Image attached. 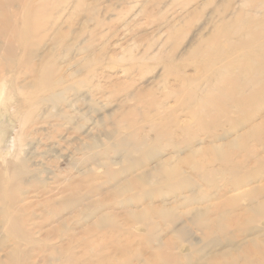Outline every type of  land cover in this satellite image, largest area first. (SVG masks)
<instances>
[{
    "label": "rangeland",
    "instance_id": "obj_1",
    "mask_svg": "<svg viewBox=\"0 0 264 264\" xmlns=\"http://www.w3.org/2000/svg\"><path fill=\"white\" fill-rule=\"evenodd\" d=\"M263 2L34 0L28 20V6L14 2L21 16L11 38L14 58L0 54V67H12L0 73V264L11 256L13 264H161L155 255L167 252L175 264H187L205 238L219 237L221 214L214 208L264 186ZM259 32L263 44L245 39ZM47 64L53 73L43 85ZM182 141H193L192 149L174 155ZM220 141L231 147L228 165L206 153L196 157L201 168L182 166L202 200L187 199L192 192L176 193L178 187L167 190L178 179L143 200V186L123 188L160 158L184 160ZM147 148L165 153L136 166ZM239 159L242 169L232 174L227 169ZM228 174L230 190L216 196ZM255 175L256 182L234 187ZM146 205L183 217L177 224L157 222L156 241L171 240L173 250L147 242L149 229L131 218ZM195 208L211 209L210 226L190 224L188 211ZM103 217L111 225L98 227ZM13 219L22 229L10 228ZM251 219L264 229V218ZM183 226L190 235L176 237Z\"/></svg>",
    "mask_w": 264,
    "mask_h": 264
},
{
    "label": "bare ground",
    "instance_id": "obj_2",
    "mask_svg": "<svg viewBox=\"0 0 264 264\" xmlns=\"http://www.w3.org/2000/svg\"><path fill=\"white\" fill-rule=\"evenodd\" d=\"M16 1L19 2V4H21V5L26 4V5H24L25 7L28 6V8H27L28 11L26 14V17H28V18H25V19L28 20L32 14L34 15V0H8V2L0 0V39L4 40V45L0 49V54H1V57H3L7 61L14 58V48H13L12 43H11V38H15L19 34V31H18L19 29L14 25L15 23H17L19 21V18L21 17L20 13H18V11L15 10V3L14 2H16ZM8 6H10L11 9L13 8L14 10L12 12L7 11L6 7H8ZM240 6L242 7L243 5H240ZM261 7H264V2L261 4ZM242 11H243V9H242ZM256 11H258V10H256ZM254 23H256V21H254ZM10 24H12L11 27H10ZM23 25H24V23H23ZM250 30H252V29H250ZM239 31H240V29H239ZM260 33H263V32H259V34L257 36H252V34H249V35L245 36V39L257 38L259 41V45H261V44H263V42H260V40L262 39ZM242 42L248 43L247 41H244V40H242ZM28 57H29V59L34 58V50L32 48L29 49L27 58ZM228 66L230 67L229 68V70H230L232 68V64L231 63L227 64V67ZM6 67L12 68L9 64H5L4 67H2V68L0 67V73H3L5 71ZM43 68L44 69H42V84L47 85L48 82L51 81L53 68H51V64H47V65L43 66ZM226 69H228V68H226ZM223 70H224V68H223ZM10 71H12V70H10ZM262 90L260 88V91H262ZM254 99H255V97H254ZM251 128H253V127L251 126ZM249 132H251V131H249ZM249 135H250V133H249ZM254 136H255V134H254ZM222 137H223V135L219 136V138H222ZM236 137L234 138L235 140H236ZM224 141L225 140H223L222 142H224ZM222 142L220 141V145L217 144V145L212 146V149H210L209 147L208 148L207 147L206 148L199 147L197 149H193L190 152H188V154H187L188 156L184 160H179V159H177V157L175 158L174 156L168 157L166 159H161L159 156L164 155L163 153H165V152H158L157 150H155L153 148H147L145 151V155L140 157V158H137L134 161V163H136V166H142L145 162H147L146 160H149V159L151 160L155 157H156V159L160 158L158 161V164L151 171L144 172L143 174H141L138 177L131 178V181H127L126 186H123V188H124V190L132 191V190H135L137 187L143 186L142 189L144 191L141 193V195H138L139 198L137 197L139 200H143V198H145V197L151 198V196L155 194V192L157 191L159 186H161L163 183H166V185H168L167 182L169 181V179H178V183L174 184L175 187L174 186L173 187L168 186V187H172V188H167V190L171 191L172 189L178 187L176 193L183 192V191L192 192V195L187 196V199H189V200L195 199L196 200L197 198H199L200 200H202L203 196L194 193V191L196 189V183L195 182L191 183V181H190V180H192L191 178H188V177H185L182 175V166L187 165L192 169L201 168L199 162H196V157L198 155H203L206 153L207 154L210 153L213 156L214 160H218V162H220V163L225 162L228 165L227 152L229 151V149L231 147H229L230 145H223ZM236 142H237V140H236ZM193 144H194L193 141H182L180 143V145L172 147V153H174V155H176L177 153L179 154L184 150H187V149L190 150V149H192ZM224 144H227V142ZM236 144L237 143H235V145ZM143 146L145 149L146 145H144V144L139 145L138 143H136V149L143 148ZM185 148H187V149H185ZM263 152H262V155L264 154ZM253 158H255V157H253ZM233 159H234V157H233ZM240 161L241 160L239 159V161L236 162L234 164V166H232L231 168L229 166V169H227V170L231 171L233 174V173H235V171L237 169H239V168L242 169V165H241ZM255 164H257V162H255ZM253 167H255V165ZM261 168L262 167H260L259 169H261ZM239 174H240V172H239ZM242 177H243V175H242ZM250 177L251 176H248V178H250ZM17 178H19V177L17 176ZM228 178H229L228 185L225 186L220 193L216 194V196L221 195V193L223 194L224 190L225 191L230 190L231 185H232V184H230V182L232 180L231 174H228ZM254 178H256V175L253 177V179L251 178V179H247L244 181H243V178H241L242 182L241 183H235L234 187L236 188L239 186L236 189H240L243 183L244 184L247 183V186H248L249 181L252 180L253 182H256L257 178L256 179H254ZM149 186L152 189L150 191H148ZM134 199H133V202L127 201V202H125V204L134 203ZM243 201H246L247 203L241 204V202H243ZM121 205H124V204H121ZM233 209H237L238 213H236L235 215H232L231 212L234 213ZM139 211L135 212L134 215L131 214V218L136 223H138V224L140 223L144 227L149 229L150 236H149L147 242H149L151 244H152V242H157L155 234L157 233V229L161 227L160 222L157 223L158 221L161 220L165 223L168 222L170 224H177L178 221L183 218L181 216V214L178 215V213H176L173 209L158 206V205H146L145 207L142 208V210H139ZM214 211H218V213L221 214V217H218L219 222H216V223H219L220 230H222V234L219 237H214V238H210V239L205 238L203 245L200 244L199 249H193V254L190 256L191 258H189V260L187 261V264H264V229L260 228L259 226H256L255 221L252 222L253 219H251V217H254V219H260V218L263 219L264 218V186H262V187L255 186V187L250 188V190L243 192L242 194L226 198V200L223 201L221 203V205L214 208ZM188 212L191 214V215L189 214L191 216V220L189 221L191 225L195 226L198 223V225L203 226V227L210 226L209 222L206 220L205 217H207L209 215V213H211V209L207 208L205 210H202L200 208H195V209H192ZM109 221H110L109 218L103 217V218L98 220L97 225H98V227H104L107 224L111 225V223ZM220 221H228L230 226L229 227L225 226L227 228L223 229V228H221V227H223V225L222 224L220 225ZM182 223H183V225L185 224V222H182ZM8 224H9V226H11L10 228L14 227V230H15V227H16V230L22 229L21 226H19V224L16 222L15 219L10 221ZM113 224H114V222L112 221V225ZM115 227H117V226H115ZM186 227L187 226L176 228L174 230L176 237L186 238L187 236H189L190 232H187L185 230ZM17 236L22 238V239L25 238V236L22 234H17ZM157 244H161L162 247L168 246L170 251L174 249L173 245H172L174 243L169 239H167L164 242L158 241ZM192 246L194 247L193 244H192ZM217 248H219L220 250H218ZM215 249H217V250H215ZM199 255H200V259L198 258ZM155 257L157 258V260L161 264H167V263L175 264L176 263L175 259L172 258L171 254L169 252H167V254L164 256L157 253L155 255ZM134 259L136 261H140L141 257L138 255H134ZM15 261H16V257L11 256V257H7V262L2 263V264H13V263H15ZM16 264H19V262H17ZM144 264H148V261H145Z\"/></svg>",
    "mask_w": 264,
    "mask_h": 264
}]
</instances>
